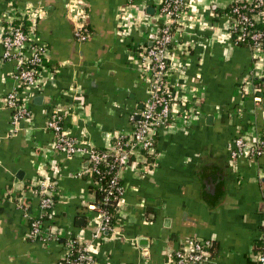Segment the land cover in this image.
Masks as SVG:
<instances>
[{
    "label": "crops",
    "instance_id": "1",
    "mask_svg": "<svg viewBox=\"0 0 264 264\" xmlns=\"http://www.w3.org/2000/svg\"><path fill=\"white\" fill-rule=\"evenodd\" d=\"M233 1L196 0L175 24L168 76L174 113L156 132L154 152L119 171L113 229L94 239L89 163L53 150L45 120L59 108L63 128L97 149L130 132L147 99L137 50L161 22L156 0H0V30L8 7L41 8L34 33L48 48L38 88L22 93L31 118L13 126L3 106L13 62L2 59L0 45V264L59 257L58 241L29 236L25 216L39 215L36 182L44 178L54 182L47 226L90 244L93 264H173L174 250L207 239L208 264H258L264 144L259 155L235 159L228 146L237 136L248 149L264 142V49L233 43L220 17ZM78 22L90 28L84 42L73 33Z\"/></svg>",
    "mask_w": 264,
    "mask_h": 264
},
{
    "label": "built area",
    "instance_id": "2",
    "mask_svg": "<svg viewBox=\"0 0 264 264\" xmlns=\"http://www.w3.org/2000/svg\"><path fill=\"white\" fill-rule=\"evenodd\" d=\"M196 0H156L158 16L161 22L155 25L150 37V44H140L137 50L140 61V77L147 82V99L143 102L138 119L128 134H117L110 146L101 150L91 143L70 135L63 128L64 114L55 108L45 120V127L53 134L52 149L66 157L78 153L85 156L89 165L84 171L92 180L100 197L90 205L95 215L92 217V238L98 239L113 229L114 212L123 188L119 181V171L126 165L136 162L138 156L148 157L154 152L155 134L165 128L176 104L168 76L172 64V50L176 43L175 24ZM41 8L29 7L19 12L8 7L3 12L5 24L0 30L1 57L13 62V87L3 98V106L10 110V122L16 126L20 121H29L31 112L26 104L23 92L26 89L38 88V78L43 68L48 48L44 41L36 35V20L43 15ZM13 15V19L11 18ZM225 20L226 32L233 43L249 42L251 49H264V0H234L229 7L220 13ZM26 21L27 27L22 23ZM263 29L257 28V24ZM77 41L89 39L90 30L81 22L74 27ZM264 142L259 140L246 150V142L237 136L228 146L230 157L235 159L250 152L261 153ZM91 175L98 176L93 179ZM91 176V177H90ZM102 178L105 179L102 182ZM39 195L36 217L25 213L29 221V236L43 240L53 239L61 245L59 257L53 264H93L94 257L90 244L77 236L66 235L63 241L58 239L56 230L44 225L42 217L54 203L52 187L54 182L44 178L36 182ZM260 247L256 253L258 264H264V221L259 236ZM189 248H177L173 252V264H208L211 260L210 240H192Z\"/></svg>",
    "mask_w": 264,
    "mask_h": 264
},
{
    "label": "trees",
    "instance_id": "3",
    "mask_svg": "<svg viewBox=\"0 0 264 264\" xmlns=\"http://www.w3.org/2000/svg\"><path fill=\"white\" fill-rule=\"evenodd\" d=\"M22 25H23L24 27H27V22L24 21V22L22 23ZM87 27H88V29L90 30L89 25H87ZM257 28L263 29V25H261L260 23H258V24H257ZM263 41H264V40H263ZM237 45H249V42H248V41H247V42H238ZM254 83H260V79H259V78L254 79ZM262 148H263V147H262ZM101 149H103V148H100L99 150H101ZM91 176H92L93 179H96V178L98 177V176H94V175H91ZM91 176H90V177H91ZM104 181H105V179L102 178V182H104ZM95 194H96V197H97V198L100 197L99 192L96 191V190H95ZM111 210H112L113 212H115L116 207L113 206V207L111 208ZM50 219H51V217H50V215H49L48 213L42 217V221L44 220L43 223H44L45 226H47V225L49 224V222L51 221ZM52 223H53V222H52ZM58 239H59L60 241H63V238H62V237H58ZM260 244H261V241L258 240V241L256 242V245H255V247H256V252L258 251V249H259V247H260Z\"/></svg>",
    "mask_w": 264,
    "mask_h": 264
},
{
    "label": "water",
    "instance_id": "4",
    "mask_svg": "<svg viewBox=\"0 0 264 264\" xmlns=\"http://www.w3.org/2000/svg\"><path fill=\"white\" fill-rule=\"evenodd\" d=\"M150 8V7H149ZM148 8V9H149ZM150 44V43H149ZM248 148H246V150H247ZM83 222H84V218L83 217H77L76 218V224L77 225H83ZM140 240H143V241H145L146 239L145 238H141Z\"/></svg>",
    "mask_w": 264,
    "mask_h": 264
}]
</instances>
